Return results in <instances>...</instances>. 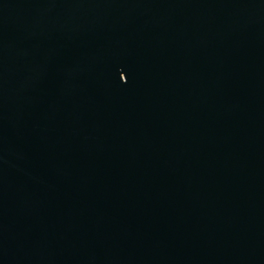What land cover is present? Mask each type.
I'll use <instances>...</instances> for the list:
<instances>
[{"label":"water","instance_id":"1","mask_svg":"<svg viewBox=\"0 0 264 264\" xmlns=\"http://www.w3.org/2000/svg\"><path fill=\"white\" fill-rule=\"evenodd\" d=\"M0 264H264V0H0Z\"/></svg>","mask_w":264,"mask_h":264}]
</instances>
